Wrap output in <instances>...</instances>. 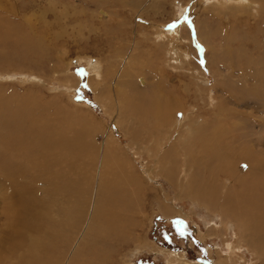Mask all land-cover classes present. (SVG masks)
<instances>
[{
	"label": "rangeland",
	"instance_id": "rangeland-1",
	"mask_svg": "<svg viewBox=\"0 0 264 264\" xmlns=\"http://www.w3.org/2000/svg\"><path fill=\"white\" fill-rule=\"evenodd\" d=\"M224 1L232 3V0ZM233 1L234 6L241 5L237 11L235 9L234 15L228 13L225 6H219L218 13L209 0H0V120L5 118L13 125L1 127V133L4 136L10 134L11 138L0 142V152L6 153L4 162L9 161L4 169H15V178L20 183L29 185L44 208V215L39 222L41 232L29 233L41 240L42 247L28 248L44 258L43 264L44 261L47 264H170L174 258L177 259L174 260L176 263L171 264H264V248L257 250L250 244L251 237H259L264 231V224L262 227L259 225L264 218L252 217L249 218L251 222L245 220V211L240 210H244L245 197H240L243 194L240 186L235 190L231 189L235 185L232 176L227 178V175L210 173L213 174L211 176L207 170L200 172L201 179L215 183V197L219 204L223 202L216 211H210L193 201L194 199L181 197L183 192L176 189L159 171L166 155L169 157L173 154L177 158L170 157L178 159L180 165L177 167L180 169L176 168L179 171L176 179L187 182L190 180L189 170L193 167L188 166L196 163L191 153L197 150L191 146L188 151L184 148L188 141L186 131L190 125V129L196 130L200 121V126L205 129V125H211L214 120L219 127L227 126L226 128L231 129V125L237 123L236 120L226 119L224 110L229 102V94H222L221 83L230 81L225 78L227 75H234L231 80L233 78V82H238L239 85L242 76H236L239 74L238 69L233 68L230 63L220 67L216 60L226 49L221 46L225 41L224 37L236 34L237 31L250 34L248 37H234L235 42L230 46L241 48L242 42L246 40L248 49H264V13L259 11L262 3L258 0H241L244 3ZM254 3L258 6L257 12L255 9L251 12L250 8L242 6ZM206 24H210L211 28L207 27L208 30H220V34L215 38L212 36L210 40H202L199 34L208 30L196 28L205 29ZM172 28L180 32L173 34ZM26 37L36 42L37 49L43 50L44 55L46 54L44 58L36 57L29 51L24 39ZM92 67L97 68L99 73ZM204 78L206 82L203 84L201 81ZM130 82L138 85L130 90ZM162 91L167 93L166 100L161 96ZM133 93L140 97L144 94L146 102L162 101L166 109H173L175 104L178 107L182 105L177 115L169 109L164 113L174 115L173 124L181 120V125L171 133L166 132L167 127L164 125H153L150 130L140 129V136L138 130L132 129V117L135 114L131 107L120 103L125 100L124 94L130 98ZM261 104L264 107V101ZM18 106H30L29 113H35L39 107L54 112L41 111L37 121L33 122L39 129H42L41 123L55 119L54 123L62 127L61 131H65V124L68 123L64 120L69 116L76 119L78 116L82 117L85 122L90 121L89 124L93 127L97 123L102 129L110 127L121 144V147L115 144L120 148L119 158L122 162L119 163L124 166L125 163L127 165L132 162V168L125 169V176L122 178L119 170H116L118 165L110 162L111 165L107 163L104 166L102 157L96 156L98 159L93 164H78L75 160H70L66 162V169L53 168V171L65 175L67 179L60 185V190L53 180L58 190L56 194L49 195L48 165L35 169L29 160L32 149L24 151L17 144L13 150L7 149L13 143L14 134L27 124L16 123V119L12 117L11 113ZM248 106L251 108L234 104L231 108L238 109L237 113L240 115L234 118L242 119L239 123H260L259 127L249 131L253 137L249 132L250 137L247 132L245 136H248L246 141H258L251 142L255 145L253 152L264 160L261 155V152L264 153V113L261 108L260 111L257 110L252 101ZM128 109V114H125ZM56 110L57 115L53 116ZM250 110L255 111L258 118L251 119L247 116L248 120L244 114L251 113ZM146 113L148 112H143ZM114 116H119L121 121L117 122ZM256 118L259 119L258 122ZM151 130L153 131L149 135L153 139L147 135ZM167 134L168 136H164ZM241 134L234 135L236 143H232V137L229 142L226 140L223 148L228 151L230 146L239 145L240 139H243ZM257 134L260 135L259 138ZM102 136L101 131H98L93 139L86 140H91V144L98 145L102 150ZM138 138L145 142L148 140L149 143L146 142V145L143 141L137 142ZM172 140H177L182 145H177L171 150V154L167 151L175 143ZM259 147L262 148L261 151H258ZM48 152L45 151L40 160L43 164L49 159L53 164L64 165L63 156L55 158ZM238 154L240 151L233 158L237 160L241 157ZM171 158L170 163L173 162ZM243 169L246 170V167ZM133 174L135 181L142 179L141 188L131 184L129 179ZM2 183L3 181L0 183V253L5 257L7 245L4 240L9 232L2 211L9 196ZM127 183L129 186H126ZM6 186L7 189L11 187ZM251 188L249 185L248 190H252ZM226 193H230V196ZM253 205L248 204V208L260 214L264 209V200L257 198ZM231 206L238 209L239 215L234 216L239 220L231 214ZM234 222L238 223L235 225ZM246 223L254 233L250 237L239 239L244 229L242 224L247 225ZM213 228L214 232L210 233ZM12 250L4 264H20L18 261L21 253L28 251L25 248L13 253Z\"/></svg>",
	"mask_w": 264,
	"mask_h": 264
},
{
	"label": "bare ground",
	"instance_id": "bare-ground-1",
	"mask_svg": "<svg viewBox=\"0 0 264 264\" xmlns=\"http://www.w3.org/2000/svg\"><path fill=\"white\" fill-rule=\"evenodd\" d=\"M209 1H210V3L212 2L214 4L217 12H218L219 6H225L227 8L228 13L234 15L235 9L237 11L238 7L241 8V5H238V4H235V6H234L235 2L233 0H232L231 4H229L228 2H226L224 0H209ZM258 1L262 3L261 6L259 7V11H261V13H264V0H258ZM239 2H242V1L239 0ZM244 2L245 1H243L242 3H244ZM253 2H255V0H253ZM198 5H200V3ZM242 6H247L246 8H250L251 12H254L253 9L256 10V8L258 7L255 3L249 4V5L245 4ZM227 11L224 10V12H227ZM240 11L241 10H239V12ZM256 12H257V10H256ZM261 13H260V15H262ZM230 17H232V16H230ZM262 18L264 19V16ZM247 19H249V18H247ZM216 20H217V18H216ZM210 24H206L205 29L200 26L201 28L197 27L196 30H208L209 28H211ZM207 27H208V29H207ZM255 30H257V29H255ZM172 32H173V34H175V32H177V31L175 30V28H172ZM178 32H180V31H178ZM160 34L161 33H159V35ZM219 34H220V30H217V31L216 30L215 31L214 30H211V31L208 30L206 33L202 32L201 34H199V36L202 40H203V38L210 40L212 36L216 37ZM249 34H246L243 31H242V33L240 31L239 32L237 31L236 34L226 35L224 37L225 41H224V43L222 42L223 44L221 45V46L226 47V49H224L222 51L224 54L222 53L219 56V58L216 60L217 64L220 67H222L224 64L229 65V63H230V65H232L233 68L238 69L239 74L236 76H238L239 78L242 76L241 82H239V85H238V82L237 83L233 82L234 81L233 78L231 80V77H235L234 75H227L225 78L229 79L230 81L226 80L227 81L226 83H224L225 81L223 82V84L221 83L222 94H224L223 92H226L229 94V97L227 98L229 101L228 105L227 106L224 105L226 108L224 110L226 112V119H227V121L228 120H236L237 123H233L231 125L232 126L231 129L226 128L227 126L222 127V128L219 127L220 125H217L216 124L217 122L214 120L212 121L211 125L208 124L207 122H205L209 125L208 126L206 124L207 126L205 125V129H202V127L200 126V125H202L200 123V121L198 123L199 125L196 126V127H198V129H196V130L190 129L192 127L190 125V128L186 131V133H187L186 135L188 136V141L187 142L185 141L186 143L184 145V148H186V151H188L189 147L191 146V148L194 147L198 151L196 150L197 152L195 151V152L191 153V155L194 156L196 163L194 162L195 163L194 165L190 164L188 166V168H190L192 166L193 167L189 170L190 180H188L187 182L186 181L183 182V180H180L179 178L176 179L177 173L179 172V171H176V168L179 167L180 165H178V159L174 160L173 158H171V157H176V156H173V154L171 153V150H173L177 145H182V144L176 142L177 140L176 141H173L174 139L172 140V142H175V143L171 144L170 148L167 151L168 153L170 151L172 156L170 155L171 157L170 156L167 157V155H166L165 159L162 158L164 160H163L161 166L158 165L160 167L159 171L166 178H168V180L171 181V183L175 186L176 189H180L181 192H183V196H181V197H183V198L189 197L192 200L194 199L193 201L197 202L200 206H204L205 208L209 209L210 211H216L217 208L221 207V204L223 202H221L219 204V200L215 197V196H217V191H216L217 186L215 185V183L214 182H208L206 180L204 181V179H201L200 172L204 173L207 170V172L209 174L214 173V174H217V176L218 175H222V176L227 175V178L232 176V179L233 180L235 179L234 180L235 185L232 186L231 189L234 188V190H235L236 187L240 186V190L242 189V191H243V194L240 195V197H245V201H244L245 207H244L243 211H242L243 208L240 210H241V212L245 211V213H243V216L246 217L245 220H247V221H249V218L251 219L252 217L262 216V218H264V209H262V213H260L258 211L260 214H257V213H255L256 210L248 208L249 207L248 204L253 205L256 202L257 198L258 199L261 198L262 200H264V194H263V191H264V160L261 157L257 156V155H259L258 153H257V155H255L253 152L255 145L251 144V142L257 141V140H253L251 142L246 141V137L248 139V136L250 134L249 131L253 130V128L258 126L260 123L257 121V120H259V119H257L258 115H255L256 113L254 114L255 111L252 112L254 109L252 111L250 110L251 113H245L244 114V113H242L243 111H241V113L244 114V116L246 115V117L248 116L251 119L257 117L256 121L258 123H253L254 121H250L247 124H246V122L243 123L242 121H241L242 123H239L240 120H242V119L238 120V119L234 118V116L237 117L236 115H238V116L240 115L239 113H237L238 109L231 108V105L233 106L234 104H237V105L239 104V107H240V105L243 104L245 107L251 108L248 106V104L250 101H252V103L254 105H256L257 110H259V108H261L262 112L264 113V107L261 106L262 101H264V49H261L258 47L256 49L255 48H251V49L249 48L248 49V47L245 45L246 40H244L242 42L241 48H238V49H235L233 46H230L229 44L233 45V43L235 42L234 37H237V38L238 37H248ZM24 39L26 40V44L28 45L27 48L29 49L30 52H32V54L34 56L39 57V58H44V56H46V54L44 55L43 50L40 51L39 49H37V44L35 41H33L29 37H26ZM161 39H162V37H161ZM170 43H171V40H170ZM236 44H238V43H236ZM216 52L218 54L220 53L219 51H216ZM183 57H185V56H183ZM239 66H241L240 69L238 68ZM229 68H231V67H229ZM92 69L99 73L97 68L92 67ZM223 80H225V79H223ZM201 82L204 84L206 82L205 78ZM136 85H138V84H136ZM136 85H134L131 82L128 84V86L130 87V90H131V88H135ZM162 92L163 93L161 94V96H164L162 98H165V100H166V98H167L166 94L167 93L165 91H162ZM171 93L172 92H170V94ZM226 93H225V96L227 95ZM125 94H124L125 100L123 102L120 101V103L124 104V105L128 104L131 107V111H133V114H135V116L132 117V121L134 124L132 129H135L136 131L138 130L137 133L140 132V129L142 131H144V129L150 130L153 125H155V126L157 125V127H158L160 124L167 127V128L165 127L166 128L165 130L167 133L168 132L171 133L173 130H176L179 127V124L181 125V123H180L181 120H179L178 122L173 124L172 119H173L174 115L178 114L177 112H179L180 107L182 105L180 107H178V105L175 104L173 109L170 107H168L166 109V105L162 101H159V102L158 101H155V102L147 101L146 102L145 101L146 96H143L144 94L143 95L140 94L142 96V97H140V96H134L135 94L133 93V95H130L131 96L130 98L125 96ZM116 95H117V92H116ZM220 96H221V94H220ZM136 101L138 104L136 103ZM222 104H223V101H222ZM128 105H127V107H128ZM250 105H252V104H250ZM18 107L17 108L15 107L16 108L15 111H13L11 113L12 117L14 119H16V123L17 122H22V123L26 122L27 124L23 128L19 129L15 133L16 135L14 134L13 143L11 145H8L7 149L10 151L13 150V147L16 144L19 145L21 148H23L24 151L32 149L33 153L31 154V156L29 158V160L31 161L30 164H32L33 167H35V169H42L45 164L48 165V167L50 169V171H48L49 195L52 196L53 194H56L57 190H58V187L56 184L53 183V180H55L57 182V184L59 186V190H60V185L62 183H64L67 179V177L65 175H61L60 173H56L55 171H53V168H60L61 170L66 169V162H69L70 160H75L78 164L79 163L84 164L86 162L93 164V162H95L98 159V158H95L96 156L102 157L101 162L103 165L104 164L107 165V163H109V165H111L110 162L118 165L116 170H119L118 172L122 178L125 176L124 175L125 169H131L132 168V166H133L132 162H128L127 165H125L126 164L125 163L124 166H123V164L121 165L119 163V162H122V159L119 158V156H121L120 148H119V146L121 147V144L114 137L110 127L102 129L101 126L98 125V123L95 127H93L92 125L89 124V123H91L90 121L85 122L83 120L84 118H82V117L78 116L76 119L73 116H69L64 120V122L68 123V125L65 124V131H61L62 127H60L57 123L56 124L54 123L55 119H53L52 122L41 123L42 129H39V128L35 127V124L33 122L37 121V118L40 116L41 111L42 112H49L50 109L47 110L45 108L46 109V111H45V109L42 110L43 107H41V108L39 107L40 109L37 108L35 110V113H29V108H31L30 106H27L24 108L23 107L18 108ZM256 108H255V110H256ZM168 109L174 113V115H172L173 117L169 114L164 115L165 111L166 110L168 111ZM218 109L219 108H217V110ZM50 112H52V111H50ZM128 112H129V109L127 112H125V114H128ZM143 112H148V113L143 114ZM52 113H54V112H52ZM55 113L56 114H53V116L57 115V110ZM241 117H243V115H241ZM114 118L117 120V122H118V120H120L119 116H114ZM199 118H201V117H199ZM249 118H248V120H249ZM219 119H221V118H219ZM116 120H114L115 123H116ZM174 120H176V118H174ZM263 120H264V118H263ZM114 121H112V122H114ZM122 121H125V120L122 119ZM188 121H189V119H188ZM195 121H196V119H195ZM205 123L203 122V124H205ZM210 123H211V121H210ZM3 126L12 127L13 125L10 124L9 121L6 120L5 118L0 120V142H3L5 140L11 138L10 134H7L4 136L1 133V127H3ZM165 130H164V132H165ZM98 131H101L102 135L104 136V140H103V142H101L102 143L101 148H102L103 152L98 147V145H96V144L94 145V143L91 144L90 143L91 140H89V139H93L97 135ZM152 131L153 130H151L150 132H147V135L149 136V138L152 137V135L151 136L149 135V134H151ZM245 132H247V134L249 132L248 136H245ZM130 133L133 134V132H130ZM159 133H161V132H158V134ZM240 133L243 134V135L241 134L243 137V139H242L243 141L240 139L239 145L238 144H235V145L230 144V145H232V147L230 146L228 151L225 150L226 148L225 149L223 148V146H224L223 143L226 142V140H227V142H229L230 137H232V141H233L232 143H236L237 140L235 139L236 136L234 137V135L240 134ZM260 133H261V131H260ZM128 134H129V132H128ZM138 134H140V133H138ZM141 134H140V136H141ZM259 134H257V138L260 137ZM250 135H251V137H253L252 132ZM258 135H259V137H258ZM136 136L134 135V137H136ZM142 136H144V135H142ZM164 136H168V134L164 135ZM134 137H133V139H134ZM144 137H146V136H144ZM87 138H89L88 139L89 141L86 140ZM147 139H148V137H147ZM152 139H153V137H152ZM254 139H255V136H254ZM139 141L145 142L144 140H139V138H138L137 142H139ZM153 141L154 140H152V143H154ZM166 141H169V140H166ZM146 142L149 143L148 140ZM116 143L119 146L115 145ZM147 143H146V145H147ZM135 144H137V143H135ZM138 144L140 145V143H138ZM133 146H135V145H133ZM160 146H161V144H160ZM95 147L96 148L98 147L97 150H95L96 149ZM256 147H258V146H256ZM117 148H119V150H117ZM140 148H144V147H140ZM128 149H130V148H128ZM147 149H148V147H147ZM152 149H153V147H152ZM261 149L262 148H260V150H258V151H261ZM47 150L49 151L48 153H50L49 155L50 156L52 155L55 158L63 156L64 165H62L60 163L53 164L49 161V159H47V161H46L47 163L44 162V164H43L42 163L43 161H40V160L42 159L44 152ZM99 151H101V152H99ZM190 151H191V149H190ZM238 151H240V154H238V155L239 156L241 155V157L237 158V160H236V158H233V157H236L235 155H237ZM96 152H98V153H96ZM127 153H129V152H127ZM159 153H160V151H159ZM174 153H176V151H174ZM183 153H185V152H183ZM187 153H189V152H187ZM5 154H4V151L0 152V179H1L0 183L3 181L2 187L4 190H6L8 192V196H9V198H8L9 200L5 202L6 204L4 205V209L2 211L3 215L5 214L4 219L6 220V222L8 224L7 229H8L9 234L7 235V238H5V240H4L5 244L7 245V247L5 249L6 250L5 257H3L4 254L0 253V264H4V262L6 261L7 255L10 254V251L12 249H13L12 252L14 253L17 250H18L17 252H21L25 248L28 251L25 253H21L20 259L18 261V262H20V264H29V263L30 264H43L44 258L42 256L40 257L39 253H37V252L34 253V252H32V250H29L28 248L31 247L30 249H34V247H35L37 249H40L42 247L41 240L38 237H36L35 234H29V233L32 231L36 232V233L41 232L40 231L41 227L39 225V222L41 221V219L44 215V208H42L41 204L37 201V198H36L37 195H35L31 192L29 185H27V184L25 185L24 183H20L18 181V179L15 178V173H16L15 169L14 170L4 169V167H6L9 163V161L4 162ZM124 154H126V153H124ZM189 155H190V153H189ZM261 155L264 156V153L261 152ZM162 156H165V155H162ZM125 157H126V155H125ZM103 158H104V160H103ZM126 158H128V157H126ZM170 158L173 159V162H171V163L169 162ZM182 158H184V157H182ZM134 161H136V160H134ZM56 162H58V161H56ZM169 164H172V165H169ZM167 166H169V167H167ZM243 167H246V170H244ZM152 169L154 170V166ZM177 169H180V168H177ZM241 169H242L243 173L241 172ZM147 172L149 173V171H147ZM183 176H185V175H183ZM133 177H134V174L129 179L131 184L133 186L138 185L139 188H141L143 185L142 179L139 181H135L133 179ZM90 178L94 179L93 176H91ZM129 180H127V181H129ZM6 184L8 185V187L11 186V184H13V185L7 189ZM217 184H218V182H217ZM232 185H233V183H232ZM249 185L252 187L251 188L252 190H248ZM126 186H129V184L127 183ZM153 193H155V192H153ZM176 193H179V192H176ZM226 194H229V196H230V193H226ZM229 196L227 195V197H229ZM145 198H147V196ZM230 198H232V197H230ZM216 200H218V201L216 202ZM232 200L233 199H231V201ZM228 202H229V199L227 198L226 203H228ZM239 203H242V202L240 201ZM235 204H236V202H235ZM129 207L130 206H128V208ZM229 209L231 211V214H233L234 218L237 215H239L238 209L235 210V208H233L232 206ZM166 214L170 215V213H166ZM234 215H236V216H234ZM222 218H224V217L222 216ZM236 218L238 219V217H236ZM239 218H240V216H239ZM241 218H242V216H241ZM242 220H244V219H242ZM249 222H251V221H249ZM224 223H225V219L223 221V224ZM236 223H238V222H236ZM236 223H235V225H236ZM263 224H264V221H261V223L259 224L260 227H262L261 225H263ZM216 226H214V227H216ZM242 226L244 229H242L240 236H239L240 237L239 239H241V238L243 239L245 237H250L253 235L254 231L252 230L251 227H249L248 224L247 225L242 224ZM255 226H257V225H255ZM219 227H220V224H219ZM245 227L247 228V230H245ZM221 228H223V226ZM210 229H211V227H210ZM214 229L215 228H213V231L212 232L210 231V233H213ZM216 230H217V228H216ZM219 230H221V229H219ZM256 232H257L256 234H259L258 231H256ZM201 240H203V238H201ZM250 244H252L253 248H256L257 250L258 249L261 250V248H264V231L261 233V235L259 237H254V236L251 237ZM22 247L24 249H22ZM229 247H232V246H229ZM9 248H11V250ZM234 250H236V249H234ZM1 252H3V250ZM262 252H264V251H262ZM260 257H261V255H260ZM181 258H183V257H181ZM174 260H177V259L174 258ZM174 260H171L170 264L174 263V262L176 263V261H174ZM44 264H47V262L44 261Z\"/></svg>",
	"mask_w": 264,
	"mask_h": 264
}]
</instances>
